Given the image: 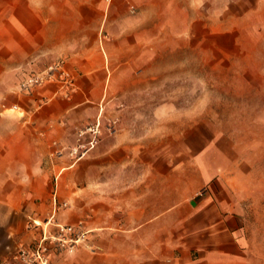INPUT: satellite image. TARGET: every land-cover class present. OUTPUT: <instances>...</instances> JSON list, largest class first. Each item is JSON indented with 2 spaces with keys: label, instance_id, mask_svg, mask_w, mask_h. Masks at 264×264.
Segmentation results:
<instances>
[{
  "label": "crops",
  "instance_id": "0c3cea01",
  "mask_svg": "<svg viewBox=\"0 0 264 264\" xmlns=\"http://www.w3.org/2000/svg\"><path fill=\"white\" fill-rule=\"evenodd\" d=\"M179 48L192 108L166 103L150 114L161 127L130 129L119 107ZM60 59L71 83L20 90ZM217 59L251 126L205 127L181 185L158 139L181 121L196 137V75L206 105ZM79 223L84 241L52 248L53 264H264V0H0V259Z\"/></svg>",
  "mask_w": 264,
  "mask_h": 264
},
{
  "label": "rangeland",
  "instance_id": "374dc122",
  "mask_svg": "<svg viewBox=\"0 0 264 264\" xmlns=\"http://www.w3.org/2000/svg\"><path fill=\"white\" fill-rule=\"evenodd\" d=\"M186 55V48H179L174 53L169 49L168 52L157 59L154 64L155 69L152 72L137 79L136 84H134L136 88L129 91L127 104L119 107L124 110V114L127 116L126 124L130 129L139 131L148 127V131H151V129L155 130L157 125H162L160 122H153L150 114L155 112L156 108L165 107L166 103L172 102L174 105L170 109L173 108L174 111L179 109L181 115L186 114L188 109L192 108V99L191 96L189 97L187 89L188 59ZM212 67L213 72L208 75L209 89L207 91V94H211V100L208 99L206 105L203 104L205 94L204 75H196L195 108L197 119H203L204 115L207 119V121H196V137L190 139L187 137L188 123L181 121L179 123L164 122L165 131L171 130L172 124H174V128L179 127V132L175 133V130L174 137L167 138L164 136L158 139V142L163 141L164 161L180 163L181 185L185 186L186 184L195 183L196 177L191 173L188 175L187 166L184 165L189 161L191 154H189L188 146L191 145L195 149L202 140L199 133L205 127H211L236 136L240 129L251 126L250 122L242 121L243 114L255 111L254 107L237 104L235 75L220 73L219 70L224 69V67L218 59L213 61ZM145 81L149 83L147 89L143 88ZM166 108L167 106L164 108L165 111ZM140 115H142V118ZM146 115L148 119L144 120ZM90 127L92 126L88 128ZM111 129L113 130L114 127H110L109 130ZM182 190L181 187V192Z\"/></svg>",
  "mask_w": 264,
  "mask_h": 264
},
{
  "label": "built area",
  "instance_id": "2783aa9c",
  "mask_svg": "<svg viewBox=\"0 0 264 264\" xmlns=\"http://www.w3.org/2000/svg\"><path fill=\"white\" fill-rule=\"evenodd\" d=\"M64 66L65 61L63 59L52 62L42 71L27 76L21 82L20 90L29 92L54 83H71V77ZM86 132L92 135L90 144L96 143L97 136L100 133L98 128L90 127L86 129ZM32 226L40 227L41 225L33 221ZM42 235L41 240L34 248H20L17 257L13 261L0 259V264H53L51 261L52 248L72 253L84 241L86 233L82 231V225L79 223L77 225L59 224L57 225V232L54 234H49L42 227Z\"/></svg>",
  "mask_w": 264,
  "mask_h": 264
}]
</instances>
